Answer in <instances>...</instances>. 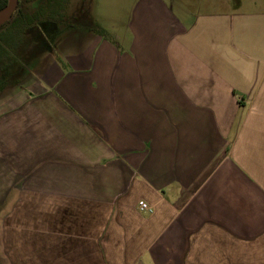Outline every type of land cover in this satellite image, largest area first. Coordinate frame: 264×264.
I'll list each match as a JSON object with an SVG mask.
<instances>
[{
  "label": "crops",
  "instance_id": "crops-1",
  "mask_svg": "<svg viewBox=\"0 0 264 264\" xmlns=\"http://www.w3.org/2000/svg\"><path fill=\"white\" fill-rule=\"evenodd\" d=\"M254 4L135 0L114 32L41 20L54 47L0 89V264H264Z\"/></svg>",
  "mask_w": 264,
  "mask_h": 264
},
{
  "label": "rangeland",
  "instance_id": "rangeland-1",
  "mask_svg": "<svg viewBox=\"0 0 264 264\" xmlns=\"http://www.w3.org/2000/svg\"><path fill=\"white\" fill-rule=\"evenodd\" d=\"M56 1L57 6L52 10L43 5L45 0H23L20 2V12L28 15L29 18L35 14L37 15L24 30H22L24 24L20 23V20L17 22L14 20L15 23L9 24L8 28L4 29L6 36L7 33L17 34L10 44L8 42V45H6L4 43L5 37L0 36V43H4L6 45L4 47L8 51L5 52L0 47V89L6 90L7 87L14 84V81L20 82L26 79L27 74L30 75L28 70L35 69V63L40 56L50 50V45L47 46L48 40H50V44H54L53 39L47 36V26L50 23H47L48 20L41 21L43 18L51 17L67 22L69 14H73L78 23L99 26L106 28L109 32H114L122 29L128 23L130 11L135 2V0ZM170 1L176 4L178 8L185 5L189 12L200 14V0ZM254 1L257 2V4H254L257 7L261 0ZM262 1L264 3V0ZM210 9H214V5L208 3L201 11L205 12ZM14 15L16 17L18 12H15ZM29 27L30 29H28ZM1 33L0 35H2Z\"/></svg>",
  "mask_w": 264,
  "mask_h": 264
},
{
  "label": "trees",
  "instance_id": "trees-1",
  "mask_svg": "<svg viewBox=\"0 0 264 264\" xmlns=\"http://www.w3.org/2000/svg\"><path fill=\"white\" fill-rule=\"evenodd\" d=\"M22 1L23 0H19L18 1L17 7L14 9V11L10 15L9 19H7L5 22L0 24V32H2L1 33L2 35H0V36H4L5 37L4 38V43L6 45H8V41H7L6 34L4 32V29L7 27V25H9L11 23H15V21L17 22L18 20H20V23L24 24L23 27L25 28L28 24H30L34 20V17L37 15V14H35L32 17L29 18L28 15L24 14L23 12H20L19 4ZM8 2H9V0H0V11L7 6ZM56 4H57L56 0H45V3L43 5L46 6V8H49L50 10H52L53 8H55V6H57ZM15 12H18V15L14 18V16H15L14 13ZM12 19H13V21H12ZM4 43H2V44L0 43V47H1L2 50L4 49L5 52H8L7 49L4 47V46H6V45H4Z\"/></svg>",
  "mask_w": 264,
  "mask_h": 264
},
{
  "label": "water",
  "instance_id": "water-1",
  "mask_svg": "<svg viewBox=\"0 0 264 264\" xmlns=\"http://www.w3.org/2000/svg\"><path fill=\"white\" fill-rule=\"evenodd\" d=\"M18 1L19 0H9L7 6L0 11V24L10 17L14 9L17 7Z\"/></svg>",
  "mask_w": 264,
  "mask_h": 264
},
{
  "label": "built area",
  "instance_id": "built-area-1",
  "mask_svg": "<svg viewBox=\"0 0 264 264\" xmlns=\"http://www.w3.org/2000/svg\"><path fill=\"white\" fill-rule=\"evenodd\" d=\"M139 207L141 210H144V211H152V208L145 201H140Z\"/></svg>",
  "mask_w": 264,
  "mask_h": 264
}]
</instances>
